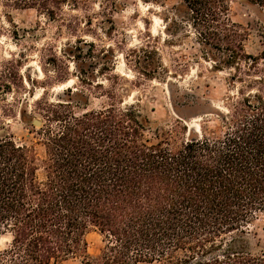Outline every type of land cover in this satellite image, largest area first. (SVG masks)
I'll use <instances>...</instances> for the list:
<instances>
[{
  "label": "trees",
  "instance_id": "trees-1",
  "mask_svg": "<svg viewBox=\"0 0 264 264\" xmlns=\"http://www.w3.org/2000/svg\"><path fill=\"white\" fill-rule=\"evenodd\" d=\"M92 1L0 0V9L33 11L74 31L64 8L86 13ZM143 1H173L168 36L188 27L197 44L225 55L213 68L233 70L240 88L215 113L218 131L190 132L177 144L176 121L151 142L149 118L138 105L122 107L115 92L117 103L98 111L85 104L75 112L79 93L37 101L36 142L0 138V238H10L0 264H264L247 231L264 215V52L246 54V32L228 17L233 3L264 11V0ZM75 63L80 81L100 89ZM92 232L104 242L95 257Z\"/></svg>",
  "mask_w": 264,
  "mask_h": 264
},
{
  "label": "rangeland",
  "instance_id": "rangeland-1",
  "mask_svg": "<svg viewBox=\"0 0 264 264\" xmlns=\"http://www.w3.org/2000/svg\"><path fill=\"white\" fill-rule=\"evenodd\" d=\"M92 5L86 13L64 8L67 18H75L74 31L33 11L0 9V85H10L4 92L0 88V138H12L21 146L34 144L33 132L39 128L31 121H41L34 108L37 101L57 104L79 93L75 112L85 110V104L86 110L98 111L117 103L108 92H115L122 107H140L151 122L152 130L146 134L151 142L162 141L163 132L176 121L177 144L190 132L212 137L218 131L215 113L224 112L227 98L240 88L230 81L233 70L213 68L214 60L221 62L225 55L197 44L188 27L168 36L164 19L173 1L93 0ZM228 17L246 32L242 44L246 54L264 52V11L233 3ZM76 60L90 76L89 84H99L100 89L80 81L85 75L77 70ZM247 231L255 250L264 251V215ZM9 240L1 236L0 250ZM86 242L91 257L104 246L97 232L88 234Z\"/></svg>",
  "mask_w": 264,
  "mask_h": 264
},
{
  "label": "water",
  "instance_id": "water-1",
  "mask_svg": "<svg viewBox=\"0 0 264 264\" xmlns=\"http://www.w3.org/2000/svg\"><path fill=\"white\" fill-rule=\"evenodd\" d=\"M31 124H32V126L35 127V128H40L41 125H42V122H41L39 119L34 118V119L31 121Z\"/></svg>",
  "mask_w": 264,
  "mask_h": 264
}]
</instances>
